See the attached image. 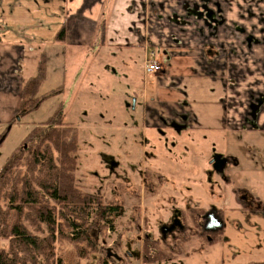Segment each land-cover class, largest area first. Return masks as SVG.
Here are the masks:
<instances>
[{"label": "rangeland", "instance_id": "374dc122", "mask_svg": "<svg viewBox=\"0 0 264 264\" xmlns=\"http://www.w3.org/2000/svg\"><path fill=\"white\" fill-rule=\"evenodd\" d=\"M99 37L100 32L97 41ZM92 49L100 53L95 57L87 48L57 42L31 53L26 76L36 74L44 56L45 80L38 96L53 95L0 129L1 171L9 156L22 150L27 134L59 111L52 122L62 114V121L77 134V183L86 193L122 206L123 214L112 228L96 235L97 252L86 255L83 244L57 240L53 256L70 264H236L233 255L262 254L264 134L243 129L224 138L146 127L141 104L133 100L134 94L150 89L154 79L145 72L142 50ZM258 110L252 128L259 121ZM213 159L224 161L219 170L211 164ZM203 212H214L223 221L219 235L200 236L205 215L196 235L194 220ZM32 233L46 237L45 232ZM0 246L6 247L7 241L1 240ZM51 263L37 256L36 264Z\"/></svg>", "mask_w": 264, "mask_h": 264}, {"label": "crops", "instance_id": "0c3cea01", "mask_svg": "<svg viewBox=\"0 0 264 264\" xmlns=\"http://www.w3.org/2000/svg\"><path fill=\"white\" fill-rule=\"evenodd\" d=\"M61 29V43L95 57L92 47L154 54L161 71L133 95L146 127L264 134V0H0V129L18 115L29 55L57 44ZM261 252L230 259L264 264Z\"/></svg>", "mask_w": 264, "mask_h": 264}, {"label": "trees", "instance_id": "16d2710c", "mask_svg": "<svg viewBox=\"0 0 264 264\" xmlns=\"http://www.w3.org/2000/svg\"><path fill=\"white\" fill-rule=\"evenodd\" d=\"M99 32L103 39V28ZM64 37V29H61L56 42H63ZM44 61L42 56L36 74L23 84L19 119L35 111L43 99L53 95L38 96L39 87L45 80ZM57 113L59 111L27 134L22 140V150L14 151L0 171V241H7L6 247L0 246V264H36L38 255H43L51 264H70L62 256H53V243L57 240H65L74 246L81 243L86 255L95 253L96 235L110 230L123 214L120 204L106 203L101 195L86 193L77 183L74 176L77 134L62 121V114L52 122ZM204 215L205 212L198 221L194 220L196 235L198 230L201 231L199 221ZM30 230L39 234L45 232L46 237L40 239ZM219 232L203 231L200 236L219 235ZM157 251L159 255L160 251ZM73 252L75 256L79 254L76 249Z\"/></svg>", "mask_w": 264, "mask_h": 264}, {"label": "water", "instance_id": "95a60500", "mask_svg": "<svg viewBox=\"0 0 264 264\" xmlns=\"http://www.w3.org/2000/svg\"><path fill=\"white\" fill-rule=\"evenodd\" d=\"M211 164L213 165L215 170H219L223 166L224 161H217L216 159H213L211 161ZM222 226L223 225H222L221 220L219 219L218 216L215 215L214 212H209L205 215V224H204L205 231L215 232L221 229Z\"/></svg>", "mask_w": 264, "mask_h": 264}, {"label": "built area", "instance_id": "2783aa9c", "mask_svg": "<svg viewBox=\"0 0 264 264\" xmlns=\"http://www.w3.org/2000/svg\"><path fill=\"white\" fill-rule=\"evenodd\" d=\"M145 72L146 74H156L161 71V65H159L155 60H154V54L150 53L146 62H145Z\"/></svg>", "mask_w": 264, "mask_h": 264}, {"label": "flooded vegetation", "instance_id": "af4514ba", "mask_svg": "<svg viewBox=\"0 0 264 264\" xmlns=\"http://www.w3.org/2000/svg\"><path fill=\"white\" fill-rule=\"evenodd\" d=\"M206 232H208V231H206Z\"/></svg>", "mask_w": 264, "mask_h": 264}]
</instances>
